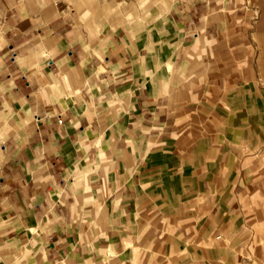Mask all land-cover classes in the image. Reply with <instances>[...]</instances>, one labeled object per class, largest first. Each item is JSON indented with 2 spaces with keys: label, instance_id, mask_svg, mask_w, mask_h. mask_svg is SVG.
Listing matches in <instances>:
<instances>
[{
  "label": "crops",
  "instance_id": "1",
  "mask_svg": "<svg viewBox=\"0 0 264 264\" xmlns=\"http://www.w3.org/2000/svg\"><path fill=\"white\" fill-rule=\"evenodd\" d=\"M0 264H264V0H12Z\"/></svg>",
  "mask_w": 264,
  "mask_h": 264
},
{
  "label": "rangeland",
  "instance_id": "2",
  "mask_svg": "<svg viewBox=\"0 0 264 264\" xmlns=\"http://www.w3.org/2000/svg\"><path fill=\"white\" fill-rule=\"evenodd\" d=\"M16 1H22V0H15V2ZM11 2L12 0H0V25L4 12L6 11V9L8 8Z\"/></svg>",
  "mask_w": 264,
  "mask_h": 264
}]
</instances>
